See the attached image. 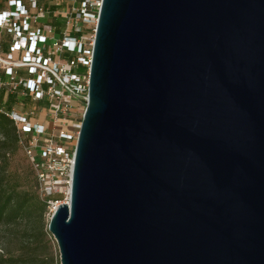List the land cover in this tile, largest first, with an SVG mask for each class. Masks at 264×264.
Returning <instances> with one entry per match:
<instances>
[{"label":"water","instance_id":"1","mask_svg":"<svg viewBox=\"0 0 264 264\" xmlns=\"http://www.w3.org/2000/svg\"><path fill=\"white\" fill-rule=\"evenodd\" d=\"M60 264H264V0H101Z\"/></svg>","mask_w":264,"mask_h":264},{"label":"built area","instance_id":"2","mask_svg":"<svg viewBox=\"0 0 264 264\" xmlns=\"http://www.w3.org/2000/svg\"><path fill=\"white\" fill-rule=\"evenodd\" d=\"M11 7L0 9V36L3 28L11 34L7 51L0 48V86L7 92L22 84L27 88L31 100L44 96L51 99L49 112L51 128L38 121H31L37 109L29 110L11 108L6 112L13 122L29 135L28 141L20 139L23 150L35 170L38 190L41 197L48 202L50 212L56 205L69 198L73 170V149L80 122L74 123L71 129L65 125V114L69 113L74 100L81 99L86 103L89 79L91 51L101 0H74L76 8L55 10L65 17L61 35L48 42L54 31L49 26H38L30 23L31 17L36 20L39 9L31 15L20 0H9ZM32 5L35 1L32 0ZM22 10L24 14L16 15L12 10ZM75 9V10H74ZM74 11V16L71 15ZM92 31L80 34L82 27ZM63 50L75 51L71 57H62ZM78 63L87 67L86 72H77ZM26 67L30 73L21 76L14 73V68ZM4 76V78H3ZM23 90L19 96H23ZM76 129V131H75ZM55 193L64 194V199L54 198Z\"/></svg>","mask_w":264,"mask_h":264},{"label":"rangeland","instance_id":"3","mask_svg":"<svg viewBox=\"0 0 264 264\" xmlns=\"http://www.w3.org/2000/svg\"><path fill=\"white\" fill-rule=\"evenodd\" d=\"M72 1V2H71ZM95 0H93L94 2ZM68 3L69 9L76 8L74 0ZM66 10V4L64 5ZM14 13L18 16L24 14L22 10L12 7ZM75 10V9H74ZM74 16V11L71 14ZM49 13H40L37 21L42 25L47 23ZM60 28L55 31L48 42L58 38L64 28L62 20H58ZM83 30V29H82ZM4 78V76H3ZM18 102L22 105H16L21 109L29 110L33 106H38V110L43 106L42 102H34L23 96H17ZM85 107V102L81 99L74 100L69 113L65 114L66 127L71 129L74 123L80 122ZM37 120H42L43 116L37 115ZM49 117V115H48ZM52 126V123L50 124ZM76 131V129H75ZM0 149V178L8 187H14L21 192L33 195L39 194L38 186L34 179V172L23 151L18 146L10 150L6 155H2ZM40 195V194H39ZM53 197L64 199V194L55 193ZM48 203L41 216L34 211L29 214H20L9 216L0 222V264H60L59 250L55 238L47 229V223L50 217Z\"/></svg>","mask_w":264,"mask_h":264},{"label":"trees","instance_id":"4","mask_svg":"<svg viewBox=\"0 0 264 264\" xmlns=\"http://www.w3.org/2000/svg\"><path fill=\"white\" fill-rule=\"evenodd\" d=\"M20 1L21 3L24 4V6L27 8V11L31 15H35L39 9L47 10V13L51 15L48 20V22L50 23L47 24L54 32L60 28V24H59L60 22L58 20H62L63 23L65 24V17L61 15L59 12L56 13L55 10H60L61 8L64 7L65 4L72 2V1L70 2V0H34L35 5L33 6L32 0H20ZM9 7H11L9 0H0V9L9 8ZM30 23H35L40 27L45 25V24L42 25L40 22H38L37 18L36 20H34L32 17L30 19ZM82 29L81 32L78 33L84 34L86 32L92 31L91 28H87L85 26H83ZM11 38H12L11 32L7 28H3L0 36V48L2 50L7 51L9 49ZM75 53L76 52L72 50H63L61 55L62 57L67 58L74 56ZM75 71L86 72L87 67L83 66L81 63H78L77 66L75 67ZM14 73L21 76H27L30 74L26 67L14 68ZM23 90L25 91L23 97L31 100V97L27 92V88L24 87L22 84L18 85L13 92H7L3 88L0 89V149L2 151L1 152L2 155H6V153H8L10 150H14L18 146H20L23 149L20 143V139L24 138L26 141H28L30 137L28 134L25 135L26 132L22 130L18 125H16L13 122V120L10 118V116L6 113L11 108L13 107L15 108L16 105L18 104L23 106V104L21 103L22 101L18 102L17 100V96H19ZM51 101L52 100L46 96L34 100V102H42L44 107H49ZM37 105L35 106L36 109L38 108ZM28 162L30 163L29 159ZM30 166L32 171L34 172V179L38 186L35 170L32 167L31 163ZM54 198H58V197H54ZM47 203H48L47 200L41 197L37 193L33 195H29L26 194L25 192H21L17 190L14 187L10 188L8 186H5V184H3L0 178V222H2L5 218L9 216L29 214L31 211H34L39 216H41L44 209L47 206Z\"/></svg>","mask_w":264,"mask_h":264},{"label":"crops","instance_id":"5","mask_svg":"<svg viewBox=\"0 0 264 264\" xmlns=\"http://www.w3.org/2000/svg\"><path fill=\"white\" fill-rule=\"evenodd\" d=\"M1 88H3L2 86H0V89ZM4 89V88H3ZM20 107V106H19ZM17 108V107H15L16 109H21V108ZM21 110H25V109H21ZM37 115H42L43 116V118H42V120H37L36 118V116ZM48 115H49V112L47 111V109L44 107V106H42L39 110L37 109V113L35 114V115H30L29 116V119L31 120V121H33V122H35V121H38V122H41V123H43V124H45V126L47 127V128H51V121H50V117H48Z\"/></svg>","mask_w":264,"mask_h":264},{"label":"bare ground","instance_id":"6","mask_svg":"<svg viewBox=\"0 0 264 264\" xmlns=\"http://www.w3.org/2000/svg\"><path fill=\"white\" fill-rule=\"evenodd\" d=\"M66 200H68V198H67ZM61 202H62V201H61Z\"/></svg>","mask_w":264,"mask_h":264}]
</instances>
